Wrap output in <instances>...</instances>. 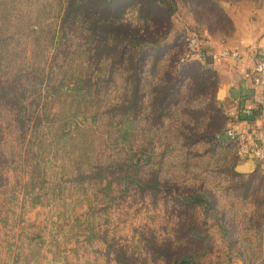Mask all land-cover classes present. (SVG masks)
<instances>
[{
	"label": "rangeland",
	"instance_id": "rangeland-1",
	"mask_svg": "<svg viewBox=\"0 0 264 264\" xmlns=\"http://www.w3.org/2000/svg\"><path fill=\"white\" fill-rule=\"evenodd\" d=\"M187 38L253 64L264 0H0V264H264V172Z\"/></svg>",
	"mask_w": 264,
	"mask_h": 264
},
{
	"label": "crops",
	"instance_id": "crops-1",
	"mask_svg": "<svg viewBox=\"0 0 264 264\" xmlns=\"http://www.w3.org/2000/svg\"><path fill=\"white\" fill-rule=\"evenodd\" d=\"M251 46L250 43L240 46L238 58L221 57L222 47L217 43L207 45L204 54L210 61L209 66L225 75L216 89L215 98L225 114L231 116V127L236 131L264 133V117L260 116L257 106L263 94L245 77L253 62L252 51L247 49ZM244 109L249 113H243ZM235 169L239 174H251L256 171V163H238Z\"/></svg>",
	"mask_w": 264,
	"mask_h": 264
},
{
	"label": "built area",
	"instance_id": "built-area-1",
	"mask_svg": "<svg viewBox=\"0 0 264 264\" xmlns=\"http://www.w3.org/2000/svg\"><path fill=\"white\" fill-rule=\"evenodd\" d=\"M187 47L189 49L188 61L195 60L199 63H204L205 55L196 39L187 38ZM221 57L238 58L236 52H223ZM213 58H216L213 56ZM253 86L261 90L263 97L258 102V110L261 117H264V58H261L251 64L249 73L245 75ZM243 113L248 114L249 111L244 109ZM229 141L237 145V157L239 161L251 160L256 163L257 167L264 172V133L263 132H247L236 131L230 127L226 131Z\"/></svg>",
	"mask_w": 264,
	"mask_h": 264
},
{
	"label": "trees",
	"instance_id": "trees-1",
	"mask_svg": "<svg viewBox=\"0 0 264 264\" xmlns=\"http://www.w3.org/2000/svg\"><path fill=\"white\" fill-rule=\"evenodd\" d=\"M205 62L210 63L209 59L205 56ZM187 261H181L179 264H187Z\"/></svg>",
	"mask_w": 264,
	"mask_h": 264
}]
</instances>
